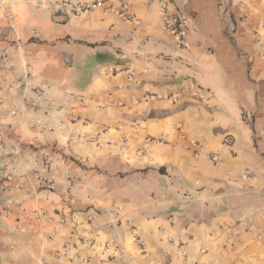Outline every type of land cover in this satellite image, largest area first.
Segmentation results:
<instances>
[{
	"label": "crops",
	"instance_id": "obj_1",
	"mask_svg": "<svg viewBox=\"0 0 264 264\" xmlns=\"http://www.w3.org/2000/svg\"><path fill=\"white\" fill-rule=\"evenodd\" d=\"M0 56L1 264H264V0L0 3Z\"/></svg>",
	"mask_w": 264,
	"mask_h": 264
},
{
	"label": "built area",
	"instance_id": "obj_2",
	"mask_svg": "<svg viewBox=\"0 0 264 264\" xmlns=\"http://www.w3.org/2000/svg\"><path fill=\"white\" fill-rule=\"evenodd\" d=\"M1 5L5 7H9L11 4L14 3H23L24 5L36 9H41L46 5V0H0ZM162 7L164 11L166 12V27L169 31L174 33L176 36H179L182 31V19L177 15H169L167 14V5L162 3ZM52 9L55 13H59L63 11V9H69L70 13L73 15H80L87 10L90 9V6L88 4H82V3H60L58 5L53 4ZM65 61L67 63L71 62V59L69 57L65 58ZM5 67L7 68V63L5 64ZM234 141L230 136H227L224 140V144L231 146L233 145ZM211 160L214 162H217L218 155H211ZM74 220V219H73Z\"/></svg>",
	"mask_w": 264,
	"mask_h": 264
},
{
	"label": "rangeland",
	"instance_id": "obj_3",
	"mask_svg": "<svg viewBox=\"0 0 264 264\" xmlns=\"http://www.w3.org/2000/svg\"><path fill=\"white\" fill-rule=\"evenodd\" d=\"M21 5H24L23 3H20ZM1 57V56H0ZM2 60L4 59V56L1 57ZM9 139H10V135ZM8 141L0 140V235L1 234H9V231H6L3 226V216L7 212L11 210L10 203V192L12 185L10 184L9 174L8 171L10 169V166L13 164V161L11 160L12 152H11V145H8ZM185 205V203H184ZM194 207V206H193ZM192 207V211L195 215L199 214L202 215L204 212L202 208V204L199 203L198 205H195V207ZM186 208H184V211ZM8 246L0 241V249H6ZM2 261L0 260V264Z\"/></svg>",
	"mask_w": 264,
	"mask_h": 264
}]
</instances>
